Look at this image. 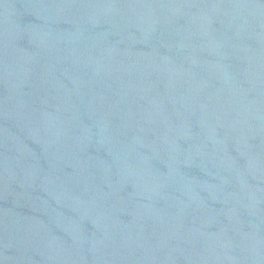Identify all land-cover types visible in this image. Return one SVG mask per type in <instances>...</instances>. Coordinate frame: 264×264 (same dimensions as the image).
Returning a JSON list of instances; mask_svg holds the SVG:
<instances>
[{"label":"water","instance_id":"water-1","mask_svg":"<svg viewBox=\"0 0 264 264\" xmlns=\"http://www.w3.org/2000/svg\"><path fill=\"white\" fill-rule=\"evenodd\" d=\"M0 264H264V0H0Z\"/></svg>","mask_w":264,"mask_h":264}]
</instances>
